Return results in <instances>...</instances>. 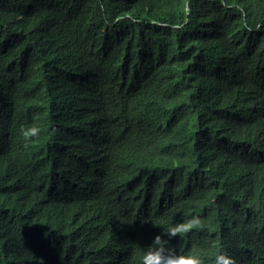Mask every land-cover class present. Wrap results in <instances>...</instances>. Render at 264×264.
I'll list each match as a JSON object with an SVG mask.
<instances>
[{
  "label": "trees",
  "instance_id": "1",
  "mask_svg": "<svg viewBox=\"0 0 264 264\" xmlns=\"http://www.w3.org/2000/svg\"><path fill=\"white\" fill-rule=\"evenodd\" d=\"M193 215L177 254L264 264V0H0V264H141Z\"/></svg>",
  "mask_w": 264,
  "mask_h": 264
},
{
  "label": "clouds",
  "instance_id": "2",
  "mask_svg": "<svg viewBox=\"0 0 264 264\" xmlns=\"http://www.w3.org/2000/svg\"><path fill=\"white\" fill-rule=\"evenodd\" d=\"M53 134L55 129L52 130ZM20 132L25 140V147L33 142V138H38L41 129L35 125L22 127ZM202 227V220L199 216L193 215L179 223H176L166 230L163 235L157 234L151 245L141 257V264H205L204 259L196 254H177L173 247H170V240L173 237H181L193 230ZM167 237L165 239L164 237ZM214 264H237V260L227 251H221L214 257Z\"/></svg>",
  "mask_w": 264,
  "mask_h": 264
},
{
  "label": "bare ground",
  "instance_id": "3",
  "mask_svg": "<svg viewBox=\"0 0 264 264\" xmlns=\"http://www.w3.org/2000/svg\"><path fill=\"white\" fill-rule=\"evenodd\" d=\"M261 253H263V252H261ZM262 256V255H261ZM260 259H262L261 257H259ZM260 264H261V261H260Z\"/></svg>",
  "mask_w": 264,
  "mask_h": 264
}]
</instances>
